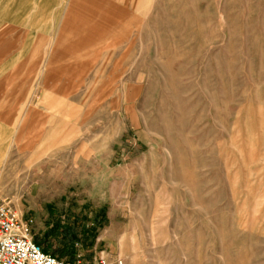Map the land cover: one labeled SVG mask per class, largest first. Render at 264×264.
<instances>
[{"label":"rangeland","instance_id":"rangeland-1","mask_svg":"<svg viewBox=\"0 0 264 264\" xmlns=\"http://www.w3.org/2000/svg\"><path fill=\"white\" fill-rule=\"evenodd\" d=\"M0 201L68 262L264 264V0H0Z\"/></svg>","mask_w":264,"mask_h":264},{"label":"built area","instance_id":"built-area-1","mask_svg":"<svg viewBox=\"0 0 264 264\" xmlns=\"http://www.w3.org/2000/svg\"><path fill=\"white\" fill-rule=\"evenodd\" d=\"M0 264H88L68 262L44 253L33 240L26 223L16 217L9 204L0 201ZM98 264H110L101 261Z\"/></svg>","mask_w":264,"mask_h":264}]
</instances>
